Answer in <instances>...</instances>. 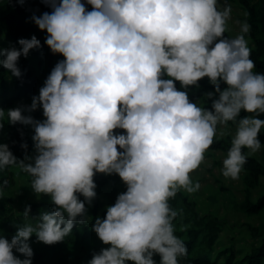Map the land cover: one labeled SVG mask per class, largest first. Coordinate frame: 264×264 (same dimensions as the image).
I'll return each instance as SVG.
<instances>
[{
	"label": "clouds",
	"instance_id": "9594fccd",
	"mask_svg": "<svg viewBox=\"0 0 264 264\" xmlns=\"http://www.w3.org/2000/svg\"><path fill=\"white\" fill-rule=\"evenodd\" d=\"M45 2L53 11L32 20L46 31L51 52L64 59L27 106L39 105L43 121L20 107L0 109V121L34 126L37 152L26 163L32 158L18 160L0 143V169L20 168L55 208L38 223L19 226L10 241L0 236V264H32L33 234L44 244L63 240L85 212L77 193L88 202L96 196V173L117 174L127 190L95 220L94 232L109 246L88 264H156L155 254L159 264H180L187 246L175 234L178 213L170 199L180 189H199L190 173L204 161L219 127L236 124L222 161L225 178L239 179L248 156L262 146L264 72L254 71L245 39L251 25L244 21L240 34L225 38L232 9L219 0H86L91 11L81 0ZM18 44L0 50V65L15 77L22 75L18 59L41 46L34 35ZM205 77L214 87L208 98L218 96L211 110L175 86Z\"/></svg>",
	"mask_w": 264,
	"mask_h": 264
},
{
	"label": "trees",
	"instance_id": "16d2710c",
	"mask_svg": "<svg viewBox=\"0 0 264 264\" xmlns=\"http://www.w3.org/2000/svg\"><path fill=\"white\" fill-rule=\"evenodd\" d=\"M56 2L58 4L61 0ZM81 2L85 3L86 10L91 11L92 6L87 4L86 0ZM238 2L245 12V21L251 25V30L245 34V37L249 40L251 59L255 61L254 71L264 72V0H238ZM51 11H53L52 7L45 0H22V2L21 0H0V50L19 48V39H30L33 35L41 45L30 49L27 56H21L18 59L17 65L22 73L20 77L13 76L0 65V109L6 111L15 101L31 102L36 96L40 83V76L35 66H39L44 59H47V62L56 60L57 63L64 59L61 54L51 52L45 43L46 31L40 30L32 20L34 15L41 16ZM224 37L229 36L225 33ZM175 86L178 90L187 92L190 102L201 103L209 110H211L213 99L218 98V96L208 98L207 93L213 92L214 87L207 77L187 88L183 87L179 81L175 82ZM223 87L222 83L221 90ZM40 115L42 114H37V116ZM244 115L247 113L242 112L241 117ZM260 118L264 119V115ZM0 123H3V127H0V143L7 144L18 160L24 159L30 153L31 145L20 123L12 124L6 120ZM229 124L235 123L229 122ZM113 131L115 134L125 132L123 129ZM258 139L262 144L261 147L264 148V129L261 130ZM23 144L27 147H22ZM230 147L231 138H214L208 150L227 155ZM7 169L8 167L0 169L3 179ZM243 171L245 173L243 182L247 190L257 187L261 178L264 177V155L262 160L248 156ZM93 179L96 184V196L88 202L82 194L77 193L79 199L85 202V212L82 217H77L71 232L63 240L49 245L38 241L35 234L29 237L28 243L33 251L32 264H88L94 254H98L101 249L109 246L103 244L98 238L93 225L97 218L103 219L106 216L107 207L115 203L117 196L125 192L127 186L115 173L113 175L96 173ZM112 180H116L117 186L106 190ZM249 193L250 190L246 191V199L240 204L239 209L249 216H255L264 211V194L257 200L251 201ZM170 205L178 213L174 220L175 234L181 237L187 246V254L179 258L180 264H264V228L262 230L249 227L252 241L258 242L252 244L250 250L244 255L231 247L217 251L216 246L226 225L225 220L212 214H200L196 204L179 191L174 198L170 199ZM28 206L30 211L25 218L24 212ZM26 207L21 213H15L11 208L0 203V236L10 241L19 226L30 222L38 223L43 213L51 214L55 208L49 197L32 202ZM13 251L14 255L24 258L23 254ZM153 259L156 264H159L158 254H155Z\"/></svg>",
	"mask_w": 264,
	"mask_h": 264
},
{
	"label": "rangeland",
	"instance_id": "374dc122",
	"mask_svg": "<svg viewBox=\"0 0 264 264\" xmlns=\"http://www.w3.org/2000/svg\"><path fill=\"white\" fill-rule=\"evenodd\" d=\"M219 3L221 5H231L232 12L227 21V31L225 33L228 34L229 38H234L240 34V24L245 21V12L238 0H219ZM245 39L248 41L249 45V40L246 37ZM56 64V60L47 62V59H44L39 66H35L40 76V83L36 96L39 95L40 88L43 86L47 76ZM162 78L167 79L168 77L164 75ZM31 102L15 101L9 109L20 107L24 115L31 116L34 121H43L45 117L43 116V109L39 105L35 110H27V106L31 105ZM198 104L201 105V103ZM7 110L5 112H7ZM38 113L42 115L37 116ZM5 120L7 121V118H5ZM20 125L31 145L30 153L27 156L32 159L27 160L26 163H33L37 155L32 139L35 134L34 126L21 123ZM235 130L236 124L220 126L214 138L225 139L229 137L232 139ZM204 155V161L197 169L190 173L192 180L194 182H199V189L192 193L183 189H180L179 192L196 204V208L200 214H212L226 221V225L220 235L218 245L216 246L217 251L231 247L241 255H244L250 250L252 244H257L258 242L257 240L252 241L249 229L255 227L263 230L264 211L258 215L249 216L243 213L239 207L246 199V191L250 190L249 198L251 201L257 200L264 194V177L261 178L257 187L247 190L243 182L245 176L243 170L237 180L225 178L222 175V161L226 157L224 153L207 149ZM263 155L264 148L261 147L250 156L262 160ZM113 174L114 173H112V175ZM4 177L3 179V176L0 175V203L7 208H11L15 213H21L23 209L32 202H37L44 197L51 198L50 195L42 193L37 194L34 192L31 187L30 176L18 167L8 166L7 171L4 173ZM115 181L116 180H112L106 190H111L113 187L117 186Z\"/></svg>",
	"mask_w": 264,
	"mask_h": 264
}]
</instances>
